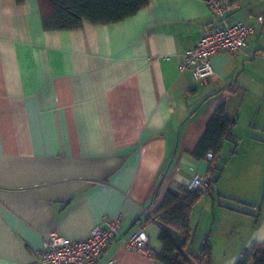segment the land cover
I'll return each instance as SVG.
<instances>
[{
    "label": "crops",
    "instance_id": "crops-1",
    "mask_svg": "<svg viewBox=\"0 0 264 264\" xmlns=\"http://www.w3.org/2000/svg\"><path fill=\"white\" fill-rule=\"evenodd\" d=\"M219 1L253 33L244 49L217 52L198 81L181 64L219 21L207 0H150L71 30L46 28L51 0H0V264H33L51 232L85 238L119 216L121 237L144 227L160 252L158 210L170 187L206 176L210 159L192 153L222 105L237 145L223 143L217 161L228 162L190 211L185 251L199 254L210 234L198 252L190 245L207 215L212 264H236L264 242V176L251 177L264 162V0ZM120 236L95 264H161Z\"/></svg>",
    "mask_w": 264,
    "mask_h": 264
},
{
    "label": "trees",
    "instance_id": "trees-1",
    "mask_svg": "<svg viewBox=\"0 0 264 264\" xmlns=\"http://www.w3.org/2000/svg\"><path fill=\"white\" fill-rule=\"evenodd\" d=\"M51 1L54 10L44 18L46 28L71 30L80 28L83 20L101 24L121 21L147 6L150 0ZM235 122L236 119L226 115L224 105L218 107L192 153L197 159H205L209 152L213 153L206 174L209 186L203 189H190L182 184L167 190L157 216V223L161 227L159 239L163 246L155 257L161 264H211L212 246L208 236L201 244L198 255H190L185 251L194 237V230L190 225V211L205 193L211 191L213 183L219 179L224 165L228 162V159L217 161L224 141L230 139L237 145V138L233 133ZM232 152H237V147ZM236 264H264V242L246 250L244 258L238 260Z\"/></svg>",
    "mask_w": 264,
    "mask_h": 264
},
{
    "label": "built area",
    "instance_id": "built-area-1",
    "mask_svg": "<svg viewBox=\"0 0 264 264\" xmlns=\"http://www.w3.org/2000/svg\"><path fill=\"white\" fill-rule=\"evenodd\" d=\"M212 11L219 16V21L212 25L200 37L197 43L185 52L182 70L192 71L196 80L201 81L214 73L212 58L219 51L236 52L244 49L253 29L244 22H229L228 8L219 0H207ZM263 21V16H259ZM208 159L213 153L207 154ZM190 189L207 188L209 182L205 175L197 174L187 185ZM157 220V218H156ZM121 216L106 219L96 225L85 238L73 239L59 232H51L41 248L35 252L33 264H95L101 253L113 239L120 236ZM121 237V236H120ZM129 248L156 256V250L149 244V237L144 227H140L129 238H123ZM108 264H116L110 260Z\"/></svg>",
    "mask_w": 264,
    "mask_h": 264
},
{
    "label": "rangeland",
    "instance_id": "rangeland-1",
    "mask_svg": "<svg viewBox=\"0 0 264 264\" xmlns=\"http://www.w3.org/2000/svg\"><path fill=\"white\" fill-rule=\"evenodd\" d=\"M229 148H230V146H229ZM229 148L226 146L225 147V151H228L229 150ZM223 157H225L224 155H223ZM264 162H261V165H260V163L259 162H256L255 164H253V170H254V174H253V172L251 173V177H252V179H253V181L254 182H258V178L260 177V175H263L264 176V164H263ZM237 164V163H236ZM254 175V176H253ZM199 206H201L200 204H199ZM199 208V207H198ZM197 208V211L199 210ZM212 222H213V219L211 220V221H209V218H208V215H207V219L205 218V220L204 221H202V223H201V227L199 228V230L197 231V233H196V235H195V239H194V243H193V245H190V249H191V251L192 252H198V247L200 246V244H201V240H202V238H203V235H207L208 233L210 234V236H209V243L211 244V246H212V243H211V239H212V229H213V226H212ZM211 238V239H210ZM225 240V239H224ZM223 240V241H224ZM230 241V240H229ZM224 244H226V241H225V243ZM224 244H223V246H224ZM231 248L233 247V243H231ZM226 246V245H225ZM227 247V246H226ZM240 247H242V246H240ZM213 260V259H212ZM211 264H212V261H211Z\"/></svg>",
    "mask_w": 264,
    "mask_h": 264
}]
</instances>
